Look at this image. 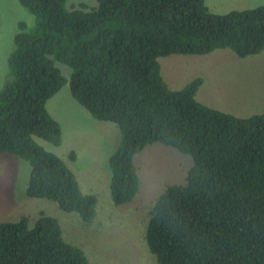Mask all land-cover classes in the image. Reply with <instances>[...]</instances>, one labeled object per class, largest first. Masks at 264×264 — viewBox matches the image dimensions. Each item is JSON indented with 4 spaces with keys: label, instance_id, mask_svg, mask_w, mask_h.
<instances>
[{
    "label": "trees",
    "instance_id": "1",
    "mask_svg": "<svg viewBox=\"0 0 264 264\" xmlns=\"http://www.w3.org/2000/svg\"><path fill=\"white\" fill-rule=\"evenodd\" d=\"M16 1L36 20L19 24L13 78L0 90V153L30 165L28 197L85 222L96 217V196L36 140L62 143L46 104L69 83L81 106L120 131L109 159L115 205L137 195L134 157L146 147L162 143L193 160L185 182L168 186L150 211L145 239L158 264H264V114L239 118L204 105L196 99L201 77L172 90L159 63L223 49L239 58L262 53L264 5L219 15L206 0H98L91 9ZM29 221H0V264H89L56 218Z\"/></svg>",
    "mask_w": 264,
    "mask_h": 264
},
{
    "label": "rangeland",
    "instance_id": "2",
    "mask_svg": "<svg viewBox=\"0 0 264 264\" xmlns=\"http://www.w3.org/2000/svg\"><path fill=\"white\" fill-rule=\"evenodd\" d=\"M97 4L98 0L67 2L69 9H91ZM206 4L213 13L224 15L263 6L264 0H206ZM35 20L16 0H0V90L13 78L8 62L19 24L32 28ZM159 63L172 90H181L201 77L204 83L196 99L204 105L239 118L264 114V51L239 58L223 49L208 55H171L160 58ZM46 107L61 125L62 143L54 146L36 140L64 161L84 194L96 196V217L85 222L76 213L62 211L53 201L28 197L30 165L0 153V221L17 223L21 217H29L33 225L42 215L56 218L65 241L81 249L89 264H158L145 239L150 211L168 186L185 182L192 158L162 143L146 147L134 157L140 189L131 203L117 206L111 196L109 159L120 142L118 127L95 119L73 98L69 83Z\"/></svg>",
    "mask_w": 264,
    "mask_h": 264
}]
</instances>
